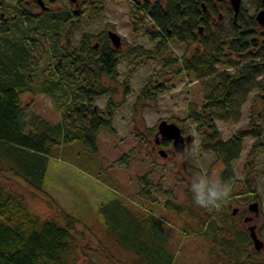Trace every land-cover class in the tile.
I'll list each match as a JSON object with an SVG mask.
<instances>
[{"label": "trees", "instance_id": "trees-1", "mask_svg": "<svg viewBox=\"0 0 264 264\" xmlns=\"http://www.w3.org/2000/svg\"><path fill=\"white\" fill-rule=\"evenodd\" d=\"M128 3L136 26L140 24L149 38L155 40L153 49L131 46L128 51H120L105 30H84L77 44H71L77 21L90 9H100L101 4L86 10L54 11L47 21L41 15H31L18 2L15 5L21 17L14 16L19 19L14 23L19 25L20 21V31L0 21L3 31L21 35V43L26 44L15 58L4 55L9 64V59L15 62L4 71L12 79L0 83V264H81L89 256L87 250L92 247L83 244L86 236L77 230L80 218L64 209L47 189L49 161L63 145L74 142L97 152L100 129L115 130L116 85L128 88L126 81L119 80L122 55L161 58L165 64L175 66L177 75H210L216 63L234 68H224L212 79V89L216 87V92L204 97L199 107L190 103L183 121L196 123L199 147L215 152L223 160L225 169L220 179L233 182L234 187L241 180L234 175L232 161L240 156L244 138L255 137L249 157L252 160L247 162L250 168L243 182L248 191L256 190L253 158L257 151H264V119L255 122L256 113H252V129H237L226 140L216 124L217 118L226 116L235 92L264 74V27L256 20L255 13L249 15L241 5L237 16L233 12L230 33L216 38L211 34L213 19L221 14L220 0H129ZM261 7L259 0L258 8ZM20 18L26 20L24 24ZM202 29L209 32L210 39L205 38ZM173 40L185 43L187 50L183 56L167 55ZM196 44L202 49L196 47L195 53L189 55V48ZM37 49L39 54L46 51L54 61L48 73L36 66ZM58 57L61 59L56 60ZM164 88L163 82L150 78L138 99L155 98ZM27 91L53 97L60 109V119L49 121L31 102H25L23 94ZM100 96H106L104 107L96 102ZM162 142L172 143L169 138H163ZM89 156H86L88 160ZM16 178L36 194L40 192L56 215L41 217L32 211L24 194L10 184ZM140 180L142 192L153 196L148 174L140 176ZM236 193L233 188L230 202L219 212L210 213L197 207L191 194L167 207L172 218L182 222L183 230L192 227L194 232L202 233L212 264H264L262 250L254 248L244 218L236 227L228 221ZM150 199L151 206L157 204L156 197ZM98 210L105 218L99 249L108 261L114 258L113 264L175 263L171 230L152 207L142 212L125 196L116 194Z\"/></svg>", "mask_w": 264, "mask_h": 264}, {"label": "rangeland", "instance_id": "rangeland-1", "mask_svg": "<svg viewBox=\"0 0 264 264\" xmlns=\"http://www.w3.org/2000/svg\"><path fill=\"white\" fill-rule=\"evenodd\" d=\"M32 0H0V21H5L13 30L20 29L14 21L19 20V9L17 3L30 14H39L43 19H50L51 14L58 10L66 9H89L101 4V8L86 12L77 21L73 28V42L77 40L84 30L99 32L101 30H114L121 38L118 46L120 51H128L131 46H142L154 48L155 40L149 38L144 28L139 24L136 26V19L131 15L129 0H83L85 4L78 7L71 6V0H56L50 3V9L42 11L41 8L32 5ZM101 2V3H100ZM259 0H242V9L254 14L258 8ZM16 4V5H15ZM61 5V6H60ZM40 12L38 13V11ZM42 11V12H41ZM220 16L215 15L213 19V32L211 36L223 37L231 31V18L233 8L229 0H220ZM30 15V16H31ZM20 16V15H19ZM21 17V16H20ZM21 19V18H20ZM22 20V19H21ZM148 20V17L145 18ZM23 24L26 20H22ZM3 24H0V83H7L12 75L4 72L6 68L14 65L15 60L9 59L10 64L4 55L15 58L24 49V42L21 43V35L14 32L3 31ZM205 38L209 32L202 29ZM49 37V36H47ZM42 38V40H45ZM210 39V37L208 38ZM112 41V40H111ZM112 44L113 41H112ZM48 46V44H47ZM46 46V47H47ZM198 44L192 45L189 55L195 53ZM170 52L181 57L187 50L185 43L173 40L169 45ZM45 51V50H44ZM36 66L39 69H46L48 73L52 59L49 54L36 52ZM61 59L60 57L56 60ZM119 80L126 81L128 88L123 84H117L114 100L116 104L114 115L115 130L111 131L101 128L98 136L97 152L91 151L81 142L65 144L56 155L51 156L47 176V189L56 201L67 211L77 215L80 223L77 225L79 232H84L86 240L83 244L92 247L88 249L89 256L82 259L81 264H113L99 249V239L105 231V218L99 212V206L116 194H122L130 200L133 206L143 212L149 207L165 222V226L171 230V246L176 252L174 264H212L209 257L208 244L201 239L202 233L194 232L192 227L183 230L182 222L172 218L171 210L167 205L183 201L190 192V179L193 176L208 173H215L220 178L225 164L213 151L202 150L199 147L200 137H193L188 141L185 154L177 152L170 153L165 157L154 150L156 145V132L158 122L166 119L183 124L185 135L191 134L196 129V123L189 120L183 121L190 103L201 106L202 100L213 90L214 77L224 68L233 70V67H226L221 63L214 65L213 73L198 77L184 73H175V66L165 64L161 58H146L138 55L133 57L121 56L119 62ZM152 78L163 82L164 91L157 92L155 98H140L139 92L148 79ZM248 85V87H247ZM25 102H31L32 107L49 121L60 119V109L53 97L43 92L32 93L27 91L23 94ZM96 102L104 107L106 96H100ZM255 114V122L264 119V74L252 79L246 86H242L235 92L230 103V109L223 118H217L216 124L221 137L226 140L231 137L237 129H252L250 124L251 114ZM255 137L248 135L243 140L240 156L232 161V168L236 178L240 179L234 187L238 196L231 200V206L236 205L238 200V221H243V214L254 215V221L258 223V234L264 239V151L259 150L253 158L256 168L255 191H248L243 179L250 168L249 157ZM172 146V145H171ZM167 150L165 147H162ZM172 148V147H171ZM87 155H90L88 160ZM252 160V159H250ZM148 174L152 195L156 197L157 204L151 206L153 196L142 192L140 176ZM11 186L22 192L29 208L38 213L41 217L56 215V211L48 206L40 192L33 191L20 179H12ZM233 183V182H231ZM256 194L260 202V212L256 215L253 211L247 210V201ZM152 204V203H151ZM245 209L247 211H245ZM251 211V212H250ZM235 219V217H234ZM244 227L247 229V225ZM255 223V222H254ZM88 240V242H86ZM250 247L253 248L251 245ZM264 255V248L261 249Z\"/></svg>", "mask_w": 264, "mask_h": 264}, {"label": "water", "instance_id": "water-1", "mask_svg": "<svg viewBox=\"0 0 264 264\" xmlns=\"http://www.w3.org/2000/svg\"><path fill=\"white\" fill-rule=\"evenodd\" d=\"M72 1H76V0H72ZM229 1L234 10V15L237 16L242 5V0H229ZM38 2L41 4L42 7H45L43 0H38ZM261 3H262V7L256 11L255 17L258 23L264 27V0H261ZM108 35L116 47L120 46L121 38L118 32L110 29L108 30ZM157 127L158 130L156 132V138H155L156 142H159L161 137L169 138L172 141L174 151L185 154L187 142L190 141V139L192 138L191 134L185 135L178 123L171 122L166 119L160 120L158 122ZM159 152L163 156L167 155V151L164 148H160ZM249 209L253 211L256 215H258L260 212L259 201L254 200L250 202ZM234 211H236V207L234 208ZM253 218L254 215H247L244 217V220L249 221L252 220ZM256 228H257L256 223H252L248 226V230L250 232V236L252 238L254 248L257 250H261L264 248V239L259 236Z\"/></svg>", "mask_w": 264, "mask_h": 264}, {"label": "clouds", "instance_id": "clouds-1", "mask_svg": "<svg viewBox=\"0 0 264 264\" xmlns=\"http://www.w3.org/2000/svg\"><path fill=\"white\" fill-rule=\"evenodd\" d=\"M194 139L199 137L196 129L191 133ZM234 185L218 178L217 174L202 173L190 179V192L193 203L208 212H219L230 202Z\"/></svg>", "mask_w": 264, "mask_h": 264}, {"label": "flooded vegetation", "instance_id": "flooded-vegetation-1", "mask_svg": "<svg viewBox=\"0 0 264 264\" xmlns=\"http://www.w3.org/2000/svg\"><path fill=\"white\" fill-rule=\"evenodd\" d=\"M56 0H43V3H44V6L45 7H42L41 6V4L38 2V0H32L31 2V4L32 5H35V6H37V7H39V8H41V10L42 11H44V10H48V9H50V3H52V2H55ZM83 4H85V1H83V0H76V1H72L71 0V6H73V7H78V8H81V7H79V6H81V5H83ZM61 6V5H60ZM259 9V8H258ZM257 9V10H258ZM75 10H77V9H75ZM256 10V11H257ZM41 11V12H42ZM40 12V10L38 11V13ZM29 13H31V12H29ZM256 13V12H255ZM39 14H36V16H38ZM162 140H163V138L161 137L160 138V141L159 142H156V145H153V148H154V150H156V151H158V153L160 154V152H159V149L160 148H162V147H165L167 150V155L165 156V157H167V156H169L170 155V153H172L173 155L174 154H176L177 152H175L174 151V148H173V144L171 143V145H165V144H163V142H162ZM187 144H188V142H187ZM172 147V148H171ZM186 151H187V147H186ZM186 153V152H185ZM162 155V154H161ZM163 156V155H162ZM238 196V193H236L235 195H234V198L232 199V200H234L235 199V197H237ZM254 200H258V198L257 197H255V196H253L250 200H248L247 201V210H250L249 209V204H250V202H252V201H254ZM238 200H236V205H232L231 206V208H230V215H229V219H228V221L229 222H231L232 223V225L231 226H233V227H236V226H238V210H239V208H238V202H237ZM259 201V200H258ZM236 207V211H234V208ZM259 209H260V202H259ZM246 209H245V211H247ZM251 212V211H250ZM247 215H251V214H248L247 212H244V214H243V218L245 217V216H247ZM234 217H235V219H234ZM254 219V218H253ZM249 220V221H245V224L247 225V228H248V226L250 225V224H252V223H256L257 224V232H258V223L256 222V221H254V220ZM248 230V229H247ZM249 231V230H248Z\"/></svg>", "mask_w": 264, "mask_h": 264}]
</instances>
